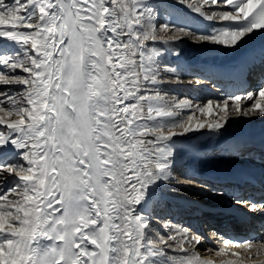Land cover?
I'll return each mask as SVG.
<instances>
[{"label": "snow or ice", "instance_id": "snow-or-ice-1", "mask_svg": "<svg viewBox=\"0 0 264 264\" xmlns=\"http://www.w3.org/2000/svg\"><path fill=\"white\" fill-rule=\"evenodd\" d=\"M166 2L0 0V264H216L209 252L244 264L230 244L264 252V235L209 247L162 215L177 138L264 118V85L170 98L183 69L164 46L242 47L264 35V0ZM177 6L208 28L178 22ZM232 198L264 216V185Z\"/></svg>", "mask_w": 264, "mask_h": 264}, {"label": "bare ground", "instance_id": "bare-ground-1", "mask_svg": "<svg viewBox=\"0 0 264 264\" xmlns=\"http://www.w3.org/2000/svg\"><path fill=\"white\" fill-rule=\"evenodd\" d=\"M192 27H195V25L192 26ZM198 29L203 30L204 27L203 28L199 27ZM208 46H209V49H210V53H208L207 56L206 55L205 56L201 55L200 57L199 56L198 57L197 56L196 57L191 56V58H192V66H189L187 64L188 66H186V67H188V68H186V69L182 68V69L185 70V71H189V72L191 71V73L200 72L199 75L201 77H206L207 79L211 80L212 82L213 81L218 82L222 76L230 74V72H228L227 69L221 68V66H225L226 64L231 65L233 62H238L239 63L240 60H245V57H247L248 59H251L253 54H254V52L261 53V52H259V49L264 47V35H255V36H253V38L251 40H247V42L244 43L242 47H238L235 50H232V49H229V48H225V47H222V46H214V45H211V44H208ZM164 47L169 49L168 52H169V55L173 56L172 59H178L179 60V58H182V57H184V59H181V60L187 59L185 57L188 56V55H187V53L182 51V49L180 48V44L178 45L177 43H172V44L166 45ZM257 48H259V49L257 50ZM175 52H179L180 53L178 58L174 54ZM180 67H181V65H180ZM197 67L200 68V69H198ZM229 67L232 68V66H229ZM192 68L194 69V72H193ZM202 68H205V69L202 71L201 70ZM220 69H223V71H221ZM212 70L214 71L213 74L210 73ZM183 73H184V71H183ZM191 76H194V75H189L188 77H191ZM189 81H193V83H194V81H196V79H191L190 80V78H189ZM184 85H186V84H184ZM248 85H249L248 88H246L244 90H251V89L255 88L254 86L251 85V83L248 84ZM261 85H264V84L262 83ZM196 87H198L197 90H199L202 86L201 85H196ZM250 87H252V88L249 89ZM222 93L223 94H227L225 91H222V92L219 93L220 97H221ZM196 94H198V93H196ZM191 97L192 96L189 97V95L186 96V98H189V99H192ZM195 97H196V100H195L196 102H203L206 99L205 98L206 97L205 93H202V96H198V97L195 95L194 98ZM226 129H227L226 131H222V133L219 134V135L216 134V133L210 132L208 130H202L201 132L189 134V137H187V138H183V137L177 138V140H176V150H178V149L180 150L181 146L179 148V145L182 142H184V141H182L184 139H188L189 140L190 138H192L191 140H193L198 145L208 146V147H211V148L212 147L216 148V146H218L219 139L221 137H225V139L222 141L223 142V144H222L223 145V149L228 147L229 151L227 153H225L224 155H225V157H228V161L234 162V160H238L237 158H240V156L243 153H245V149H240L242 147V145L240 144L241 139L242 138H244V139L245 138H253L255 135L260 134L261 132L264 131V118L253 117L251 119H249V118L233 119L226 126ZM254 140L256 141V139H254ZM192 146H194V145H192ZM182 147H184V146L182 145ZM187 150H189V149H187ZM189 153H190V151H189ZM189 153L187 155H190V156H182V155H180L179 157H177V163L178 164H184V166H187V169H188V171H182L181 175L191 176V174H194V175L197 174L199 176L192 177V178H194V180L198 181L201 184H208L207 182H204L202 180L203 179V177H202L203 175H207V176H222V177H224L226 179L234 180V179H240L241 178V173L244 170H246V169H242V170L239 169L240 166H237L236 164H234L232 166L231 165H227L226 164V163H228L227 161H226V163H225V161L224 162H215V163L207 162L209 160H206V162H202L200 160V157H198L199 153L197 151L193 150V151H191L190 154ZM195 157H198V158H195ZM250 160L252 161L253 159L249 158L248 161H250ZM197 169H201V170L208 169V173L197 172ZM231 180H227V182H229V181L232 182ZM218 183L219 182H215V183L213 182V184L211 183V186L217 188L218 187V185H217ZM208 185H210V184H208ZM246 188H243V190H245ZM189 190H193V189L189 188ZM232 190H234V189L232 188ZM194 196L195 195H193V196L184 195L183 193L181 195H176L175 194V196L164 195V197H167L170 200H173V199L178 200V202H176V204L183 205V207H186V206H189V205H192L193 207L189 208L190 211L188 213H184V211H186L188 209L186 207L187 209L184 210V211H181L180 214L178 213L179 215H177L176 212L174 213V209L175 208L174 209H168L167 211H163L162 215H165L168 218H172L174 216L175 217L173 219L174 221H178V218L180 216H183V219H182L181 222H184V223L183 224H178L177 227H192L191 228L192 232L197 233L196 229H195L196 228V225H195V223H196V215L198 213H200L202 211V209L204 210V208L211 210V212L213 213V211H212L213 207H209L210 202H204L203 200H201L199 198H196ZM216 205H219L220 207H225L226 206L225 203H219V204H216ZM171 212H173V213H171ZM211 212L206 211V212L202 213L201 214V219L207 221L208 218L210 217L209 214ZM176 216H177V218H176ZM213 217H215V216L213 215ZM215 230H216V228H214V226H212V229H211L212 233ZM209 236H210V234H209ZM209 240H210V238H209ZM213 242H215V241H213ZM213 242H211V243L213 244ZM211 243H209V244H211ZM234 250H237L236 252H240L239 250H244V249L235 248ZM262 254H264V252H262ZM259 260H264V255L260 256L259 259L258 258H253V257H251V259L248 258L246 261H244V264H253L254 261L256 262V264H258Z\"/></svg>", "mask_w": 264, "mask_h": 264}, {"label": "rangeland", "instance_id": "rangeland-1", "mask_svg": "<svg viewBox=\"0 0 264 264\" xmlns=\"http://www.w3.org/2000/svg\"><path fill=\"white\" fill-rule=\"evenodd\" d=\"M153 2H159V0H153ZM170 3H172V0H167V2L164 3V4H162L161 6L162 7H167L168 4H170ZM173 11H174L175 15H178V17H179L178 22L179 21L187 22L191 27L195 25V27H193V28H197V29L199 27L200 28H203L204 27L203 30H205V29L208 28V23L209 22L201 20V18L197 14H195V13H191L189 11L187 12L186 9H181L179 6H177L175 9H173ZM166 18L170 19V17H166ZM176 43L178 45L180 44V48L182 49V51H184L185 53H187L188 56H186L185 58H187V59H185L182 62L180 60L181 59H184V57L179 58V60L177 59L178 62H175V60L172 59L173 56L172 55H169V52H167L165 54L164 60H165V64L167 66H170V67H177L178 69H182V68L183 69H186V68H188L186 66L192 65V58H191V56H194V57H196V56L197 57L198 56L200 57L201 55L202 56H205V55L207 56L208 53H210V49H209L208 44L201 43V42H198V41H194L192 38H183L182 40H180V41H178ZM180 65H181V67H180ZM183 71H184V73H182V79H183L184 83H179V84L173 83V84H168V85L165 86V90H166V92H167V94L169 95L170 98L171 97L186 98V96L189 95V97L192 96L191 98L194 99V100H196V97L194 98L195 95L196 96H202V93H206L204 91V88H210L211 89L212 87H214L213 84H209V81H207L206 79L201 78L200 76H197L195 73L190 74L191 71H190V73H189V71H185V70H183ZM189 75H194V76L188 77ZM189 78H190V80L191 79L200 80V84L199 85H201V86L203 85L204 87H201L199 90H197L198 89V87H196L197 84H195V83H191V84L188 83L189 82ZM184 84H186V85H184ZM251 88L252 87H250L249 89H251ZM193 90L194 91L196 90V91L194 92ZM196 93H198V94H196ZM219 93H220L219 91H215V92L213 91V92L209 93L211 96H209V97L206 96L205 98L206 99H209V98L210 99H220ZM191 139L192 138H190L189 140L188 139L182 140L184 142H182L179 145V148L181 146L180 150L179 149L177 150L178 151V157L180 155H182V156H190V155H187L189 153V151L191 153V151L195 150V151H197L199 153V156L198 157H200V160L202 162H206V160H209L207 162H211V163L212 162L215 163V162L228 161V157H225V155H224V153L222 151L223 150L222 149L223 148V145H222L223 142L222 141L225 139V137H221L219 139L218 146H216V148L215 147H212L211 148V147H208V146L198 145L197 143H195ZM182 145L184 147H182ZM192 145H194V146H192ZM187 149H189V150H187ZM246 154L249 155L250 153L248 152V153H245V155H243V156L241 155L242 158H240V160H234V162L230 161V164H236V165H240V166H245L244 163L250 162L251 160L248 161V159L249 158H251V159L253 158L251 155H249V157H246ZM198 157H195V158H198ZM176 168H177L176 176H177L178 183L175 184L172 187H166L165 188L166 191H169V192L174 193L176 195H181L182 193L184 195H189V196L195 195L194 197L199 198V199L203 200L204 202H210V205H212L214 207H218V206H216V204H219V203H225L228 206H230V205L232 206V204L233 205H236L235 203H232V199H230V197L228 196V193L226 191L222 190L223 188L222 189L220 188L221 185H218V188L215 189V187H213L211 185L201 184L198 181L194 180V178H192L190 176L181 175L182 171H188V169L186 170L185 168H181L179 164H176ZM189 177L192 178V179L189 180L188 179ZM189 188H192L193 190H189ZM186 207H183V205H179V204H175L173 206H168L167 205V206L164 207V211H167L168 209H174L175 208L174 209V213L176 212L177 215H179L181 213V211H184L187 208H188L187 209V212L190 211L189 207H187V208ZM171 213H173V212H171ZM174 218L175 217L173 216L172 218H169V219H171L173 221V223H175V224L177 223L176 226L178 224H183L184 223V222H181L182 219H183L182 216H180L178 218V221H174L173 220ZM176 218H177V216H176ZM190 228H192V227H190ZM221 244H222V240H219L217 242L216 241L213 242V244L212 243L209 244L208 246L209 247H216V248H218V247L221 246ZM229 249H230V252H236L237 251V250H234L235 247H233L231 245H229ZM239 251L242 254L240 256V258H239L240 260L246 261L249 258V256L251 257L252 255H254V257H257L256 254H255L256 253L255 248H253L250 252L249 251H246V250H239ZM202 254L203 255H207L210 258H212L213 260H215L216 261V264H219L224 259H237V257L231 256V255H229L227 257H224V256H216V255H214L211 252H209V253H202Z\"/></svg>", "mask_w": 264, "mask_h": 264}]
</instances>
